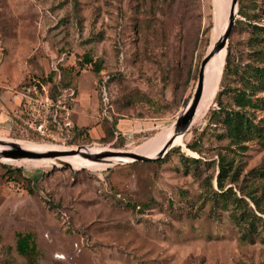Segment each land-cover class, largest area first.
Listing matches in <instances>:
<instances>
[{
    "label": "rangeland",
    "instance_id": "rangeland-1",
    "mask_svg": "<svg viewBox=\"0 0 264 264\" xmlns=\"http://www.w3.org/2000/svg\"><path fill=\"white\" fill-rule=\"evenodd\" d=\"M219 1L191 0L183 8L177 0H0V88L19 92L60 58L59 65L76 70L85 54L101 63L100 71L86 65L74 74L73 85L89 87V113L98 106L104 130L117 131L120 119L153 122L134 138L114 132L108 142L90 137L62 147L15 136V115L3 106L0 116L10 124H0V146L15 141L32 150L157 155L175 137L174 124L192 98L200 62L219 40L226 16ZM251 1L237 0L226 44L234 43L244 64L264 65V31L256 29L258 38L250 39L249 21L239 14L240 4ZM256 4L264 8V0ZM260 8L252 23L264 26ZM224 57L225 47L206 66L199 109L173 144L179 151L114 165L61 159L72 167L57 159H2L0 264H264V214L253 200L264 209V147L256 141L229 144L216 136L222 128L206 127ZM195 138L197 151L186 146ZM219 151L234 157L223 190L230 187L241 201L229 190L216 194L222 192L216 184ZM3 164L21 168L29 182L7 180ZM18 232L33 235L32 261L16 251Z\"/></svg>",
    "mask_w": 264,
    "mask_h": 264
},
{
    "label": "trees",
    "instance_id": "trees-1",
    "mask_svg": "<svg viewBox=\"0 0 264 264\" xmlns=\"http://www.w3.org/2000/svg\"><path fill=\"white\" fill-rule=\"evenodd\" d=\"M182 7L185 8L189 1L191 0H177ZM252 5L247 6L246 4H240L239 14L248 19V24L250 26V39H256L254 31L263 30L264 26H258L252 22L259 16V8L263 11V5L256 4V0H252ZM229 1L226 3L223 0L219 1V6L221 7L223 14L227 16L229 8ZM225 16V18H226ZM237 22L241 23V20ZM255 37V38H254ZM262 51L253 50V56H258ZM78 68L73 70L72 67L58 64L57 70L50 69L48 72L44 73L43 76L39 78H31L28 82L22 85L24 87L32 84H44L48 87V94L51 98H56L62 93L66 88L74 87V74L79 73L85 68L86 65H92V68L99 72L101 68V63L93 60L91 56L85 55L76 62ZM259 63L249 62L244 64L242 52H237L234 50V43L229 41L225 46V57L224 64L220 79V88L216 91L214 95V102L216 106H211L206 113V127H217L222 128L221 131L216 136L218 139H228L229 144H240L249 141H256L260 147H264V116L257 118L256 111H264V65ZM73 65V64H71ZM76 91V89H75ZM77 92V91H76ZM260 92V93H259ZM18 109L22 108L21 102L19 103ZM12 127L15 129L13 134L17 137L32 139L36 141L46 140L39 136L38 134L27 129L16 116L13 117ZM114 132L108 128L104 130V135L100 138L103 141H109L114 137ZM119 135H122L119 133ZM117 135L116 139L119 136ZM90 135L85 127L74 126L70 136L65 142L66 146H72L75 144H83L84 140H89ZM115 139V140H116ZM198 138H195L192 143H187V148L197 151ZM120 145V144H119ZM180 146L175 145L170 148L169 152L179 151ZM187 160L197 164L200 162V158L185 156ZM234 157L228 155L225 152H218V172L216 175V184L219 190L222 192L219 195L226 194L229 190L235 199L241 201V198L237 197L235 193L232 192L231 188H225L224 179L229 175L231 167L233 164ZM5 171L3 173L7 180L19 181L23 177L22 170L19 167H13L10 165L3 164ZM235 172V171H234ZM233 172V173H234ZM30 191L32 188H28ZM256 203L257 210L264 214V209L260 208ZM254 217H257L253 211H251ZM16 251L22 255L26 256L32 261L33 256L36 255L37 248L34 241L33 235L30 232L27 233H16Z\"/></svg>",
    "mask_w": 264,
    "mask_h": 264
},
{
    "label": "built area",
    "instance_id": "built-area-1",
    "mask_svg": "<svg viewBox=\"0 0 264 264\" xmlns=\"http://www.w3.org/2000/svg\"><path fill=\"white\" fill-rule=\"evenodd\" d=\"M51 64V69L57 70L58 62ZM105 93V90H103ZM22 108L17 109L15 116L30 131L38 134L48 142L67 147L65 142L75 126L73 120V104L77 92L69 87L56 98L48 94L44 84H32L19 91ZM106 99V97H105Z\"/></svg>",
    "mask_w": 264,
    "mask_h": 264
},
{
    "label": "water",
    "instance_id": "water-1",
    "mask_svg": "<svg viewBox=\"0 0 264 264\" xmlns=\"http://www.w3.org/2000/svg\"><path fill=\"white\" fill-rule=\"evenodd\" d=\"M237 0H231L230 3V9H229V18L227 25L225 27V30L222 34V37L219 38V40L214 44L212 49L202 58L198 70V79L196 88L194 90V93L192 95V98L188 104V107L183 111L182 115L179 116L174 124V131L175 133H181L183 134L189 127L190 122L192 120V117L195 113V108L198 104V101L200 99L201 93H202V87H203V78H204V68L208 60L213 55L214 51L220 50L221 48H224L226 45L227 37L229 35L230 29L235 21L236 14H237ZM236 7V9H235ZM8 148H4L0 150V161L2 157L5 158H13V159H21V158H34V159H42V158H49V159H57L58 162L64 166L72 167L69 162L61 160V157L70 156L78 154L83 158H87L93 161H101L103 157H128L131 159V161H151L154 159H158L160 157H163L168 150L171 148L170 144L171 141L168 140L165 145L159 150L157 155L155 157H149L134 151L130 150H122V151H104L102 153H86L83 152L81 147H77L75 149H65V150H58V149H50L46 151H34V150H28L23 147H21L17 142L10 141L8 142Z\"/></svg>",
    "mask_w": 264,
    "mask_h": 264
},
{
    "label": "crops",
    "instance_id": "crops-1",
    "mask_svg": "<svg viewBox=\"0 0 264 264\" xmlns=\"http://www.w3.org/2000/svg\"><path fill=\"white\" fill-rule=\"evenodd\" d=\"M47 71H45L46 73ZM77 84H78V76ZM75 80V79H74ZM77 91L76 99L73 104V120L76 126L85 127L91 137L95 140L104 135V127L99 121V111L98 106L94 108V113H89V87H83L80 90L79 85L75 87ZM21 95L16 90L5 86L0 88V107L3 106L9 107L13 115H15L18 105L21 102ZM5 108V107H4ZM10 124L7 118L0 116V124ZM150 124L153 125V122H136L132 120H119L116 123L117 133H121L125 137L134 138L136 134H140L142 130L151 128Z\"/></svg>",
    "mask_w": 264,
    "mask_h": 264
},
{
    "label": "bare ground",
    "instance_id": "bare-ground-1",
    "mask_svg": "<svg viewBox=\"0 0 264 264\" xmlns=\"http://www.w3.org/2000/svg\"><path fill=\"white\" fill-rule=\"evenodd\" d=\"M229 9H230V8H229ZM235 9H236V7H235ZM228 18H229V11H228V14H227V16H226V18H225V23H224V25L222 26L221 31L219 32V37H218V38H221V37H222V34H223V32H224V30H225V27H226V25H227V22H228ZM222 49H224V48H221L220 50L214 51V52H213V55H212L211 58L208 60V62L213 58V56H214L216 53L220 52ZM208 62L206 63L205 68H204V78H203L202 93H201L200 99H199V101H198V104H197V106H196V108H195L194 117H195V115H196V113H197V111H198V109H199L200 103H201L202 98H203V91H204V87H205V79H206L205 73H206V66H207ZM194 117H193V119H194ZM182 135H183V134H181V133H177V134L175 133V137L169 139V140L171 141L170 146L173 147V144H174L176 141H178V140L181 138ZM18 144H19L21 147L25 148V149L32 150V149H29L28 147H26L25 145H22V144H20V143H18ZM0 147H4V148H6L5 146H0ZM4 148H3V149H4ZM82 149H83V148H82ZM82 149H81V150H82ZM0 150H2V149H0ZM33 150H34V151H46V150H49V149H39V148L34 147ZM82 151H83V152H86V153H102V152H104V151L91 150V149H84V150H82ZM155 156H156V155H155ZM155 156H153V157H155ZM66 157H68V158H74V159H78V160H82L83 162H86V163L88 162V161H86L85 158L81 157V156L78 155V154L70 155V156H65V157H61V159H62V158H66ZM149 157H151V156H149ZM2 159H12V160H17V159H13V158H5V157H2L1 160H2ZM12 160H9V161H12ZM33 160H37V159H33ZM38 160H41V161H50V162L53 161V159H49V158H42V159H38ZM92 161H93V160H92ZM128 161H131V159L128 158V157L115 156V157H103V158L101 159V161H98V162H103V163H108V164H113V165H114V164L119 163V162H128ZM98 162H97V163H98ZM70 165H71V164H70ZM71 166H72V165H71Z\"/></svg>",
    "mask_w": 264,
    "mask_h": 264
}]
</instances>
